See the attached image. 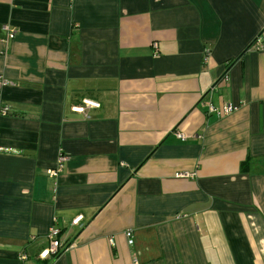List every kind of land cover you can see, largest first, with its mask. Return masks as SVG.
<instances>
[{
	"label": "crops",
	"instance_id": "crops-1",
	"mask_svg": "<svg viewBox=\"0 0 264 264\" xmlns=\"http://www.w3.org/2000/svg\"><path fill=\"white\" fill-rule=\"evenodd\" d=\"M0 264H264V0H0Z\"/></svg>",
	"mask_w": 264,
	"mask_h": 264
},
{
	"label": "built area",
	"instance_id": "built-area-1",
	"mask_svg": "<svg viewBox=\"0 0 264 264\" xmlns=\"http://www.w3.org/2000/svg\"><path fill=\"white\" fill-rule=\"evenodd\" d=\"M10 39H12L14 37L13 33H10L9 36H8ZM260 42L257 41V45L260 46L261 44H259ZM99 108V105L96 103V102H93V101H90V100H83L81 105L79 106H75L73 107L71 110V112H74V113H77V114H82V115H85V110L87 109H97ZM211 111H214L218 116H224V115H228V114H231L233 113L236 108L231 106V105H228V106H224V107H221L219 109H210ZM3 114L6 113V110H3L2 111ZM67 160V157L64 155V156H59L58 160L57 161V167L53 170H48L46 173L51 176V177H56L58 175V172L61 170L62 168V164L64 162H66ZM176 178H180V179H183V178H188L190 177L189 174L187 173H178L177 175H175ZM81 219L82 217L81 216H78L76 217L75 219H72V225H78L80 222H81ZM58 231L57 230H52L51 232H49V240H50V243H49V246L44 249L41 253H40V256L39 258L40 259H48V258H51V257H54V256H57L58 253H59V249H60V243L55 239L56 236H57V233ZM126 237L128 238V244L131 245L132 244V240H131V234L130 233H127L126 234ZM24 258V257H23Z\"/></svg>",
	"mask_w": 264,
	"mask_h": 264
}]
</instances>
